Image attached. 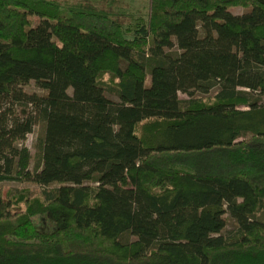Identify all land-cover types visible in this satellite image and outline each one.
<instances>
[{"label":"trees","instance_id":"trees-1","mask_svg":"<svg viewBox=\"0 0 264 264\" xmlns=\"http://www.w3.org/2000/svg\"><path fill=\"white\" fill-rule=\"evenodd\" d=\"M4 181L0 264H264V0H0Z\"/></svg>","mask_w":264,"mask_h":264},{"label":"rangeland","instance_id":"rangeland-1","mask_svg":"<svg viewBox=\"0 0 264 264\" xmlns=\"http://www.w3.org/2000/svg\"><path fill=\"white\" fill-rule=\"evenodd\" d=\"M57 3L61 6V12L63 14H68L71 9L77 10H90L95 12H103L112 17L115 21L120 23L123 27H126L129 23L134 21L135 19L141 18L146 21L148 19L149 13V2L150 0H49ZM232 11L234 13H242L244 9L241 7H233ZM31 21L33 24L37 23L38 17L31 16ZM108 76H105L107 78ZM146 82H149V75L147 77ZM25 91L28 93L36 92L42 93L40 89H38L33 82L29 83L24 87ZM217 89L211 90L208 94L195 93V96L201 97L203 99H207L208 97H212ZM179 97L182 99H187L189 96L185 93H178ZM110 96V94H109ZM43 135V124H36L32 131L26 135L25 139L21 142V146H25L28 148L29 152L34 155L35 148L34 143L36 139ZM34 165L33 161L31 162L32 167ZM56 186V184H52L51 187ZM0 187L2 190L3 196L6 195L8 190L13 189H28L32 196H36L40 193L41 187L31 183H22L16 181H4L0 182ZM226 219V226L223 229V233H227L231 229L235 227L234 220L228 215H224ZM264 218V216H263ZM34 222L40 228L49 230L53 227V222L51 218L47 216L35 217ZM128 239H132L131 237H127Z\"/></svg>","mask_w":264,"mask_h":264}]
</instances>
